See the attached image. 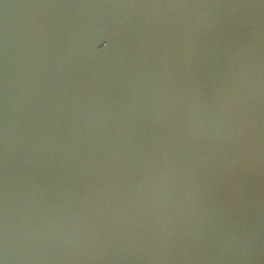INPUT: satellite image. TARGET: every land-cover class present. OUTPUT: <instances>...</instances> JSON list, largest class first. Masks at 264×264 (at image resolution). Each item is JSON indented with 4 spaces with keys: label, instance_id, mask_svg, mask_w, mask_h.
<instances>
[{
    "label": "water",
    "instance_id": "obj_1",
    "mask_svg": "<svg viewBox=\"0 0 264 264\" xmlns=\"http://www.w3.org/2000/svg\"><path fill=\"white\" fill-rule=\"evenodd\" d=\"M0 264H264V0H0Z\"/></svg>",
    "mask_w": 264,
    "mask_h": 264
}]
</instances>
